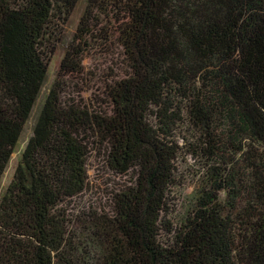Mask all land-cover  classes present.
<instances>
[{
    "label": "trees",
    "instance_id": "trees-1",
    "mask_svg": "<svg viewBox=\"0 0 264 264\" xmlns=\"http://www.w3.org/2000/svg\"><path fill=\"white\" fill-rule=\"evenodd\" d=\"M79 2L0 0V183ZM93 50L121 71L97 107L68 97ZM38 109L0 264H264V0H85ZM92 150L130 178L108 208H74Z\"/></svg>",
    "mask_w": 264,
    "mask_h": 264
},
{
    "label": "rangeland",
    "instance_id": "rangeland-1",
    "mask_svg": "<svg viewBox=\"0 0 264 264\" xmlns=\"http://www.w3.org/2000/svg\"><path fill=\"white\" fill-rule=\"evenodd\" d=\"M84 6L85 0H80L65 27L63 43L60 44L49 66L47 81L44 85L38 106L56 77L60 62L65 53V48L72 39L79 19L83 13ZM119 64L120 62H118L116 58L112 59L111 56H107L102 51L93 50L84 60L85 74L82 79L73 83L76 87H73V84H71L68 88V97L84 102L90 106H102L106 101V98L103 95L105 84L109 83L110 79L117 73L121 72L119 70ZM38 106L35 107L1 180L0 198L10 183L19 157L28 138L31 136L34 122L33 119L39 110ZM192 163L193 162L187 159L184 162H180L178 166V173L180 174L179 180L182 186L178 189L177 195L173 196L174 205L172 206V216L175 219L178 218V215L183 213L186 201L194 193L197 185V166H193ZM87 169L88 184L82 195L75 200L74 208L79 206L94 207L95 209L104 207L108 208L112 193L120 189L123 185L128 184L127 182L130 175H118L108 170L105 160L94 150L90 152L88 157Z\"/></svg>",
    "mask_w": 264,
    "mask_h": 264
}]
</instances>
